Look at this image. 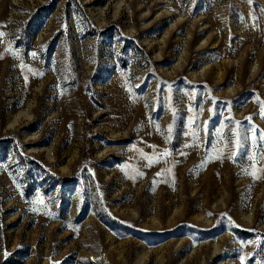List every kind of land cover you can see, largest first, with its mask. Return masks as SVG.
Segmentation results:
<instances>
[{
    "label": "rangeland",
    "instance_id": "rangeland-1",
    "mask_svg": "<svg viewBox=\"0 0 264 264\" xmlns=\"http://www.w3.org/2000/svg\"><path fill=\"white\" fill-rule=\"evenodd\" d=\"M262 134L264 0H0V264H264Z\"/></svg>",
    "mask_w": 264,
    "mask_h": 264
},
{
    "label": "bare ground",
    "instance_id": "bare-ground-1",
    "mask_svg": "<svg viewBox=\"0 0 264 264\" xmlns=\"http://www.w3.org/2000/svg\"><path fill=\"white\" fill-rule=\"evenodd\" d=\"M103 11H104V8L103 7H99L97 8L95 11H92V16L95 18L94 20H96L97 22L101 21L102 20V17H103ZM103 23V22H102ZM28 108V107H27ZM30 109V108H29ZM28 113V112H27ZM25 116L29 119L30 118V115L29 114H25ZM23 117V116H22ZM24 118V117H23ZM17 119V118H16ZM19 120V119H18ZM14 121V119H13ZM11 122V121H10ZM12 123V122H11ZM9 125V124H8ZM11 126V125H9ZM249 217V216H248Z\"/></svg>",
    "mask_w": 264,
    "mask_h": 264
},
{
    "label": "snow or ice",
    "instance_id": "snow-or-ice-1",
    "mask_svg": "<svg viewBox=\"0 0 264 264\" xmlns=\"http://www.w3.org/2000/svg\"><path fill=\"white\" fill-rule=\"evenodd\" d=\"M261 139L264 140V134L261 135ZM5 255H7V253H5Z\"/></svg>",
    "mask_w": 264,
    "mask_h": 264
}]
</instances>
